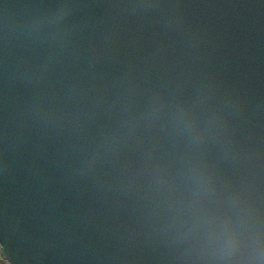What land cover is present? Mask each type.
Returning a JSON list of instances; mask_svg holds the SVG:
<instances>
[{
    "label": "water",
    "instance_id": "1",
    "mask_svg": "<svg viewBox=\"0 0 264 264\" xmlns=\"http://www.w3.org/2000/svg\"><path fill=\"white\" fill-rule=\"evenodd\" d=\"M11 264H264V0H0Z\"/></svg>",
    "mask_w": 264,
    "mask_h": 264
},
{
    "label": "snow or ice",
    "instance_id": "2",
    "mask_svg": "<svg viewBox=\"0 0 264 264\" xmlns=\"http://www.w3.org/2000/svg\"><path fill=\"white\" fill-rule=\"evenodd\" d=\"M0 264H11V262L3 255V245L0 244Z\"/></svg>",
    "mask_w": 264,
    "mask_h": 264
}]
</instances>
